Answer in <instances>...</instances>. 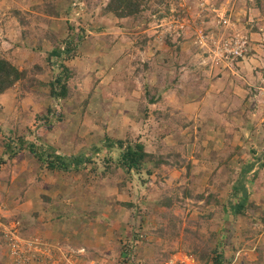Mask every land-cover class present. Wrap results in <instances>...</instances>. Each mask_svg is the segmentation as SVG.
Segmentation results:
<instances>
[{
	"label": "rangeland",
	"instance_id": "374dc122",
	"mask_svg": "<svg viewBox=\"0 0 264 264\" xmlns=\"http://www.w3.org/2000/svg\"><path fill=\"white\" fill-rule=\"evenodd\" d=\"M135 1L120 17L121 0H0V56L26 71L0 94V264H197L198 244L239 249L264 228V0ZM237 34L247 53L222 56ZM32 139L68 158L105 147L52 171ZM110 139L144 143L151 174L116 169ZM248 167L247 212L231 215ZM254 254L242 264H264Z\"/></svg>",
	"mask_w": 264,
	"mask_h": 264
},
{
	"label": "trees",
	"instance_id": "16d2710c",
	"mask_svg": "<svg viewBox=\"0 0 264 264\" xmlns=\"http://www.w3.org/2000/svg\"><path fill=\"white\" fill-rule=\"evenodd\" d=\"M121 0L120 6L115 9L118 11V16L125 17L130 15H135L136 12L139 11L140 4H138L135 0ZM54 47L51 53V56H55L57 58V64L59 67H62L65 70V73H60L54 80H52V97L55 98H66L69 92L67 82L72 75V72L69 75L66 74L68 71V65L65 63V55L71 51L68 42L66 46H60L57 43H54L52 46ZM48 61L50 59L47 58ZM40 66V65H39ZM26 75L25 70H21L12 63L10 60L3 58L0 56V94L5 93L9 89H11L16 83L20 82L22 78ZM41 120L36 121L40 122ZM27 142V139H25ZM110 141V149H117L120 151L119 159L117 161L116 169H122L124 173L131 174L132 172H136L138 174H144L145 170L151 174V170L147 165L150 161H152L153 154L150 151H147L145 148V144L142 142H131L125 141L124 139H116L109 140ZM25 143V142H24ZM22 143V144H24ZM6 148L13 150V157L17 155L18 151L21 152L23 146L16 145L18 147L13 146L11 142L5 143ZM12 146V147H11ZM27 147L30 150V153L34 155L40 162L45 164L52 171H72L82 169L86 166V163H92L93 157L99 151H102L105 146L100 147H90L88 150L79 154L78 156H72V158H68L62 154H54L50 153L49 148L45 149L42 145L37 144V142L29 140ZM19 152V153H20ZM7 154V152H4ZM49 155L52 156L49 158ZM112 157V156H111ZM110 160V158H108ZM7 159L2 158L1 161L5 162ZM170 160L168 158L159 159L158 165L170 164ZM264 165V163L262 164ZM252 170V167H248L241 174L239 179L234 182L233 187V200L224 205V211L230 212L229 214H233L235 216L244 215L247 212V204L249 203L250 195L247 187L248 180V172ZM208 201H212V196H209ZM218 201V200H217ZM225 239V236L224 238ZM209 243L205 242V244H198L196 246V253L198 256L194 254V260L197 264H232L234 261L235 253L238 250L235 249L236 242L230 237L226 242L214 247L212 250L209 249ZM127 246L123 245L122 249L126 250ZM228 252L230 254H228ZM192 255V254H190ZM128 260V259H127Z\"/></svg>",
	"mask_w": 264,
	"mask_h": 264
},
{
	"label": "built area",
	"instance_id": "2783aa9c",
	"mask_svg": "<svg viewBox=\"0 0 264 264\" xmlns=\"http://www.w3.org/2000/svg\"><path fill=\"white\" fill-rule=\"evenodd\" d=\"M243 36L235 35L231 39H228L227 42H225L221 48V55H226L227 57H243L248 49H249V41L247 39H243ZM259 248L264 249V228L260 232L257 239H255L254 243L247 247L240 248L236 251L234 262H237L241 259L243 256H248L250 252L256 251ZM176 262L172 260L166 261L164 264H175Z\"/></svg>",
	"mask_w": 264,
	"mask_h": 264
},
{
	"label": "crops",
	"instance_id": "0c3cea01",
	"mask_svg": "<svg viewBox=\"0 0 264 264\" xmlns=\"http://www.w3.org/2000/svg\"><path fill=\"white\" fill-rule=\"evenodd\" d=\"M71 70V69H70ZM81 72H84V71H82L81 69H79V72H77L76 74H75V76H76V78L75 79H77L78 77H79V75H80V73ZM73 74V73H72ZM81 74H83V73H81ZM244 258V257H243ZM256 257H255V254L253 253V252H250L249 253V255L247 256V258L245 259L246 261H253L254 259H255ZM243 260V259H242Z\"/></svg>",
	"mask_w": 264,
	"mask_h": 264
},
{
	"label": "clouds",
	"instance_id": "9594fccd",
	"mask_svg": "<svg viewBox=\"0 0 264 264\" xmlns=\"http://www.w3.org/2000/svg\"><path fill=\"white\" fill-rule=\"evenodd\" d=\"M258 236H259V235H258ZM257 238H258V237H257ZM257 238H256V239H257ZM249 245H251V243L245 244L244 247H247V246H249ZM239 249H240V248H239ZM239 249H238V250H239ZM259 249H260V248H259ZM261 249H263V248H261ZM254 252H256V251H253V253H254ZM243 257H244V258H243ZM243 257H241V259H240L239 261H237V262H234V261H233L232 264H242V263L244 262V260L247 258L246 256H243ZM242 259H243V260H242Z\"/></svg>",
	"mask_w": 264,
	"mask_h": 264
}]
</instances>
